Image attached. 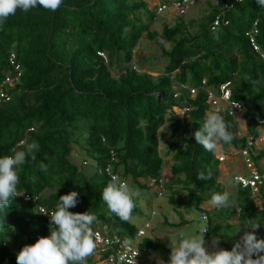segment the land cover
Listing matches in <instances>:
<instances>
[{
  "label": "trees",
  "instance_id": "16d2710c",
  "mask_svg": "<svg viewBox=\"0 0 264 264\" xmlns=\"http://www.w3.org/2000/svg\"><path fill=\"white\" fill-rule=\"evenodd\" d=\"M212 1L198 19L179 20L172 28L163 25L158 35L150 28L162 0L152 8L148 0H63L55 11L39 6L28 12L17 9L0 24V81L12 72L11 55L21 71L19 83L6 88L9 100H0V155L22 150L21 142L39 144L35 159H26L17 170V191L37 199L24 202L18 195L10 202L3 216L5 229L0 231V264H16L15 254L22 246L48 235L49 219L38 207L52 211L56 200L70 191L78 194L70 212L96 215L92 231L106 226L107 233L121 241L135 240L136 228L109 215L100 199L111 176L136 191L167 195L174 210H197L207 226L206 238L214 235L200 205L223 189L218 182L219 161L192 136L209 111L200 86L203 79L212 90L228 83L231 99L242 106L246 134L238 136L235 123L224 112L234 139L231 145L221 143L223 148H242L247 136L255 138L264 129L256 124L264 116V66L247 36L256 30L254 42L264 55V7L256 0ZM216 18L218 24L213 26ZM157 36L167 44L161 49L167 63L153 78L139 71L142 66L134 60V49L142 37ZM183 87L198 90L191 98ZM176 107L187 109L182 118L175 114ZM161 129L170 139L167 153H172L167 183L159 150ZM260 159L264 152L253 157L254 162ZM40 163L46 165L45 171ZM85 167L91 172L85 173ZM208 171L211 178L197 179ZM159 179L162 195L147 185ZM257 199L259 208L248 189L236 192L240 219L260 222L255 235L263 239L264 185ZM131 217L145 216L135 206ZM228 243L224 242L230 250L234 243ZM138 248L163 250L169 257L160 242L148 237L138 241Z\"/></svg>",
  "mask_w": 264,
  "mask_h": 264
},
{
  "label": "clouds",
  "instance_id": "9594fccd",
  "mask_svg": "<svg viewBox=\"0 0 264 264\" xmlns=\"http://www.w3.org/2000/svg\"><path fill=\"white\" fill-rule=\"evenodd\" d=\"M62 2L63 0H0V24H3L10 15H14L17 9L28 12L30 9L39 6L55 11ZM256 3L259 7H264V0H256ZM161 13H157L156 8V16ZM194 90L197 93L198 89ZM194 96L190 97L193 98ZM228 127L219 111L213 109L205 112L200 127L192 133V136L195 143L202 146L205 151L215 153L219 150L221 143L231 145L234 135L228 131ZM242 133L241 131L240 135H243ZM21 143L23 145L22 150L13 151L9 155H0V231L5 229L3 222L5 211L12 199L20 194L17 191L19 180L17 170L19 166L25 164L26 159L34 160L35 153L39 151V144L36 141ZM39 168L41 171H45L46 165L40 163ZM211 176V171H208L206 174H198L197 179L207 180ZM225 183L234 190L239 186L240 177L236 175L226 176ZM137 195V191L131 190L125 181L115 176L100 190V199L106 206V212L109 215H115L122 221H127L131 217L136 206L135 197ZM233 196L231 190L214 192L206 201L205 207L209 211L230 207ZM250 198L253 199L255 207L258 208L257 201L259 200L257 197L250 196ZM77 203V192L70 191L56 200L54 210L43 212L49 218L48 235L37 237L34 243L22 246L15 254L16 264H87V258L90 256L92 258L96 248L92 225L97 217L89 211L83 213L70 212L69 209L74 208ZM238 211L240 212V208ZM236 220L242 221L239 224V230L244 231L230 250L222 248L214 251L206 250L203 239L204 230L203 233H193L183 239H178L176 244L170 248L167 264H264V239L257 238L255 235V230L261 223L249 218L242 220L237 218ZM139 240L137 239V241ZM213 243L215 244V242ZM145 253L149 255V252ZM158 264H164V262L159 261Z\"/></svg>",
  "mask_w": 264,
  "mask_h": 264
},
{
  "label": "built area",
  "instance_id": "2783aa9c",
  "mask_svg": "<svg viewBox=\"0 0 264 264\" xmlns=\"http://www.w3.org/2000/svg\"><path fill=\"white\" fill-rule=\"evenodd\" d=\"M193 2L194 0H162V3L157 7V13H161L164 10L170 9V11L174 13V15L181 16L184 14L186 8L192 5ZM217 20L218 19L216 18L213 23V26H217ZM255 34L256 30L250 31L247 34L248 40L253 50L259 54L260 61L264 66V55L259 52V49L254 42L253 36ZM8 62L12 66V72L4 74L3 80L0 81V100H3L5 102L9 100V97L6 94V88L19 83L21 77L20 68L17 64L14 63L12 55L9 58ZM183 88L189 91L190 96H194L196 94V90L194 89H188L186 87ZM200 89L205 90L207 94L206 104L208 105L209 110L215 109L218 110L220 113L222 106H224V112H227L228 116L232 118L235 125L238 126L239 122L242 120V106L240 103L231 99L228 83L220 84L217 89L212 90L206 88L205 80H203ZM186 111L187 109L185 108H174V112L178 118H182ZM256 124L257 127L264 126V116L261 119H256ZM260 145H264V129H260L258 135L255 138L247 136L245 140V145L242 148L237 149L236 151V155L241 157L244 169L246 171V175L239 176L240 183L238 187L242 189H248L250 196L253 198L258 196L260 187L264 184V173L257 169L256 164L253 161V157L256 156V151ZM217 159L219 162H223L225 160V156L223 154H220L218 155ZM107 171L108 170H106V172ZM112 177L113 176H111V178ZM147 185L149 187H152L158 195H162L164 193L163 181L161 179L157 180V184H155L154 181L150 180ZM19 196L24 202L31 201L35 203L37 199L36 197H33L31 194L28 193H20ZM38 210L46 218H48V215L46 213H43L46 212L44 209L38 207ZM201 220L205 221L206 219L205 217H201ZM145 229H150V224L148 221L144 222L143 228L137 231L135 236L136 239L132 242H127V244H125V241H121L113 234H108L106 226H102L100 228L95 229L93 231V235L95 237L96 248L92 255L94 263L156 264V259L151 258L144 251H140L138 248L137 239L144 236ZM206 232L207 227H203L200 231V233H203V235H205ZM105 252L108 256L102 258V254Z\"/></svg>",
  "mask_w": 264,
  "mask_h": 264
},
{
  "label": "rangeland",
  "instance_id": "374dc122",
  "mask_svg": "<svg viewBox=\"0 0 264 264\" xmlns=\"http://www.w3.org/2000/svg\"><path fill=\"white\" fill-rule=\"evenodd\" d=\"M150 3V8H152L155 4H157L158 0H148ZM214 2L212 0H196L192 3L190 7L186 9V12L183 16L177 17L174 15V13L170 10H165L163 13H161L158 17H156L152 27L150 28L152 31L156 32L158 35L162 29L163 25H167L170 28H172L179 20H182L184 22H188L190 20H196L198 19L202 12L207 9V7L210 4H213ZM167 48V44L164 43L158 36L154 39H148L146 37H142L140 40V43L136 46L134 49V60L136 61L137 65L140 67L142 66L141 71L142 73H147L151 77L156 78L160 76L163 72V68L167 63V59L162 56L161 49ZM115 77V75H113ZM220 115H224V106H222ZM238 130L237 135L240 136V133L242 131V124L239 122L238 124ZM170 143V139L168 138L167 132L164 130L159 131V150L160 154L165 160V171L163 173L164 182H168V180L171 178L169 175H167V169L171 165V152L167 153V144ZM78 157H76L77 159ZM78 161V160H77ZM79 162V161H78ZM225 162V161H224ZM85 173H90L91 169L89 167L84 168ZM133 191H136L133 188H130ZM138 195L136 196V206L142 211L143 215L145 216L143 219L130 217L127 221L133 225L136 230L142 229L143 224L145 221L150 222V226L152 224L153 228H156V230H159L160 233H163L166 231V227L162 225L164 220L170 221V220H179L180 219H187L190 221L188 223V227L186 228H178L173 227L169 230L170 235L167 237L168 240H170L171 243L176 244L178 239H183L187 236L192 235L193 233H199L203 225L206 226L205 223L201 222L199 220L200 212H198L195 209H173L168 203L166 196L164 197H155L151 194V192L147 190L143 191H137ZM168 194V192H167ZM184 198L187 197L186 194H182ZM176 216L174 218L173 216ZM147 217L150 218V220H145ZM173 218V219H172ZM150 230H145V234L143 237L138 238H150ZM218 233V231H216ZM262 235H264V232H261ZM243 234V232H242ZM164 234H162L161 237H163ZM179 236H182L181 238ZM218 235H212L211 237L206 238L205 235H203L204 239V247L208 251H214L218 247L213 242H215L218 239ZM264 239V238H263ZM162 244L165 245V242L163 239H161ZM227 242V241H225ZM168 251H170V245H167ZM152 252L149 251V255H151ZM166 256V253H162V257ZM156 262L159 261H165L164 258L157 256ZM164 263H167L165 261Z\"/></svg>",
  "mask_w": 264,
  "mask_h": 264
},
{
  "label": "crops",
  "instance_id": "0c3cea01",
  "mask_svg": "<svg viewBox=\"0 0 264 264\" xmlns=\"http://www.w3.org/2000/svg\"><path fill=\"white\" fill-rule=\"evenodd\" d=\"M242 124V132L243 134H246V125L244 123L243 120L240 121ZM238 148H234L229 146L228 148H223L222 145H220L219 150L217 152L214 153L215 158L218 157V155L223 154L225 156V162H219L218 165V170H219V177H218V182L221 185V188L223 189V191L226 190H231L233 191V202L232 205L230 207H226V208H220L218 210L215 211H209L206 207H205V203H202L200 205V208L203 212H205V214H207L208 216V226L211 228V230H214V235H218L220 237H218L219 240L215 241V245H217V249H225L227 250V246L226 244H224L225 241L229 242V243H235L236 241H238L240 239V236L242 235L243 230H239V220H236L237 218L240 219V213L238 211V205H237V201L235 200L236 198V192L239 189H230V186L228 184L225 183V177L226 176H232V175H236V176H244L246 175V171L244 169L243 166V162L241 157L236 155V151ZM258 154L259 152H264V145H260L259 148L256 151ZM256 167L259 171L264 173V159H260L257 161L256 163ZM167 175L170 176L169 172L167 171L166 173ZM257 205L258 208L260 206V202L257 201ZM171 206V205H170ZM172 207V206H171ZM177 215L173 216L174 218H176ZM173 219V218H172ZM167 223H177L179 224V226H177L178 228H186L188 227V223H190L189 220L187 219H182V220H170L169 222L167 221ZM162 225H164L166 227V231H164L163 233H160L159 230H156V228H153L152 224H151V229H150V238L155 242H160L162 244L161 239L164 240L165 245H163V248L165 251H167V253L169 254L170 251H168L167 245H170V248L172 246H174V243H171L170 240L167 239V237L170 235L169 230L172 229L173 227H170L168 225H166V222H163ZM204 226V225H203ZM218 231V233L216 232ZM197 233V232H196ZM163 235V237H161ZM212 236V235H211ZM210 236V237H211ZM180 238L182 236H179ZM228 243V244H229ZM216 249V250H217ZM162 253H166L163 250L161 251H155L151 253V258L156 259L158 258L157 256L162 257ZM165 261L168 260V255L166 254V256L163 257ZM157 260V259H156ZM163 261V259H162ZM163 261V262H165ZM91 263H94V260L91 259ZM158 264V262L156 263ZM167 264V263H164Z\"/></svg>",
  "mask_w": 264,
  "mask_h": 264
}]
</instances>
